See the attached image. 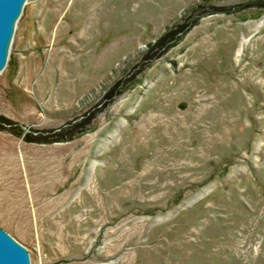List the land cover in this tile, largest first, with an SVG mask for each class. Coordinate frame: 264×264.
Segmentation results:
<instances>
[{"label":"rangeland","instance_id":"rangeland-1","mask_svg":"<svg viewBox=\"0 0 264 264\" xmlns=\"http://www.w3.org/2000/svg\"><path fill=\"white\" fill-rule=\"evenodd\" d=\"M0 228L30 264H264V0H26Z\"/></svg>","mask_w":264,"mask_h":264},{"label":"water","instance_id":"water-1","mask_svg":"<svg viewBox=\"0 0 264 264\" xmlns=\"http://www.w3.org/2000/svg\"><path fill=\"white\" fill-rule=\"evenodd\" d=\"M26 0H0V73L6 66L15 25ZM0 264H30L27 249L0 228Z\"/></svg>","mask_w":264,"mask_h":264}]
</instances>
